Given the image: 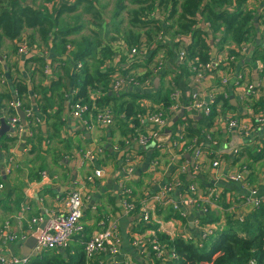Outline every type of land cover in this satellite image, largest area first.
Masks as SVG:
<instances>
[{
	"label": "crops",
	"instance_id": "crops-1",
	"mask_svg": "<svg viewBox=\"0 0 264 264\" xmlns=\"http://www.w3.org/2000/svg\"><path fill=\"white\" fill-rule=\"evenodd\" d=\"M39 1L34 0V3L38 4ZM62 1L75 2L74 0ZM44 4L49 5L47 2ZM97 4L99 5L98 2ZM248 5L256 12V35L253 43L244 44L247 48L243 55L245 59L249 57L246 59L248 63L240 61L236 67L238 71L234 72L216 70L198 85L199 95L204 100L206 93L218 85L220 75L229 73L230 84L227 85L226 90L227 99L232 107L223 111L233 113L239 122L244 123H249L251 113L257 109L251 108L255 101L245 100L242 88L239 86L240 83L237 85L235 82V74H243L246 81L252 84L254 90L263 93L260 99H264V34H262L264 30L260 31L262 26L259 25L262 19L259 16L264 7V0H248ZM95 7L99 9L102 18L98 19L99 26L93 24L90 17L87 19V25L82 23L81 33L84 32L83 30H87L85 35L91 31L102 33L103 30H107V24L113 17H107L110 18L107 21L105 6L95 5ZM81 9L82 7L79 6L77 12ZM113 10L114 14L116 7ZM154 13L160 20L164 19V13L158 9ZM71 14L73 13L68 15ZM200 24L208 34L211 58L216 59L222 56L227 50V45L222 47L225 51L218 49L217 42L221 32H213L208 23L202 20ZM32 34L34 35L33 31L26 30L20 37V42L25 41V37ZM35 36V42H38L39 37L36 34ZM16 42L4 39L0 46V93L10 90L15 99L13 82L20 76L26 81L30 92V108L28 109L39 121H32L25 117L24 131L20 135L10 131L11 128L4 122L5 128L0 136V182L4 185L0 192V227L7 222L10 230L17 233L25 232L29 237L41 224L32 223V219L41 216L47 219L49 214H61L64 210L63 199L70 191L77 189L83 196L84 216L80 221L83 231L74 235L67 247L74 248L79 239H88L101 232L98 221L105 217H111L118 224L121 250L118 256L104 257L102 264H151L154 262L151 257H155L149 253H141L140 249L133 244L135 238L155 235L164 240L166 236L169 238L182 236L184 238L187 237L185 235H188L196 242L202 241V233L206 231L208 223L213 224L215 227L213 230L217 231L224 226L227 215L234 213L238 216L251 210L248 209L250 205L245 204L241 199L243 194H247L249 188H257L260 196L264 197V189L259 186L260 178L264 177V151L260 153L256 151L260 147L259 139L264 135V122L260 125L250 126V128L253 126L254 128L249 135H245L238 129L228 128L224 122L217 119V115L208 125L205 119L206 115L189 106L190 89H195L189 85L190 76L183 79L185 88L182 89L175 85L176 74L173 72L178 65H181L178 59L172 61L171 55H167L165 52L164 69L159 75H154L147 88L140 91L152 93L158 88H171L172 90L174 86L179 87V103L181 104L177 112L168 113V125L160 132L161 134L168 133L171 137L166 140L164 150L150 149L149 147L144 149L137 144L134 137L132 128L134 124L130 119L126 120L125 125L123 122L118 123L112 107L110 108L115 119L113 124L108 127L95 126L88 129L85 124L73 118L69 114V103L75 92L72 82L69 84L68 92L64 89L61 90L65 98L63 111L60 115L62 124L57 136H53L54 128L51 124L53 119L46 122L45 114L38 105L40 94L32 95L31 87L40 82L43 85H49L52 79L61 75L62 71L56 68L57 62L51 60L54 57L51 50L44 46L38 47V44L35 43L31 45L37 48L35 55H45L46 64L43 76L35 74L33 83H31L30 64H26V60L33 56L17 55V51L13 49ZM165 43L167 44L168 41L165 40ZM255 44H259L261 50L254 53L255 58H251ZM124 61L119 64H123ZM143 66H147V64L145 62L134 63L131 68L141 71L140 67ZM141 73L143 72L141 71ZM123 91L119 90L117 93ZM96 92H91V97L100 95L99 92ZM148 98L142 100L145 112L152 111L153 107L157 105ZM111 104L112 102L102 107H109ZM56 105L57 102L51 111L49 109L51 114L56 111ZM139 124L138 119L136 126ZM182 125H185L184 139L196 137L198 142L201 141L198 144L203 150L201 169L193 167L192 150L185 148L180 143L175 146L170 142L171 139L174 141L179 140L180 136L182 137L179 130ZM146 127L149 130L155 128L151 124ZM190 128L197 129L198 133L190 137L188 133ZM39 129L41 133H39ZM123 129L125 133H123ZM234 149H237V154ZM210 150L214 151L213 156L209 154ZM257 155L259 157H254ZM130 158H133L134 170L131 176L127 177L122 169ZM213 158L218 159V165L215 167L212 166ZM244 165L247 169L246 179L244 177L240 182L226 180L229 173ZM180 167H184V172ZM96 169L101 171L97 177L93 175ZM42 172H45L46 177L41 176ZM213 173L218 174L217 179L213 177ZM88 177H92V179L89 180ZM169 182L174 183V187L165 200L153 202V212L149 222L142 221L138 217V212L129 214L124 211L119 194L120 184L131 188L134 195L138 194L135 200L139 203L140 196L144 199L148 198L146 191L157 195L161 192L162 185ZM190 183L197 186L200 195L204 194L209 185L213 184L217 188L220 198L208 206L206 213L195 211L192 207H186L181 203V198L187 193L186 186ZM174 206H177V209ZM174 215L176 216L174 217ZM214 217L216 218L214 219ZM197 218L200 219L201 224L196 223ZM26 240L9 241L0 236V254L5 252L23 257L26 253L24 245ZM53 250L65 251L61 248Z\"/></svg>",
	"mask_w": 264,
	"mask_h": 264
},
{
	"label": "trees",
	"instance_id": "trees-1",
	"mask_svg": "<svg viewBox=\"0 0 264 264\" xmlns=\"http://www.w3.org/2000/svg\"><path fill=\"white\" fill-rule=\"evenodd\" d=\"M74 1V3H66L62 0H44L40 4H35L34 1L0 0V46L4 39L17 41L13 46L17 51L20 37L29 29L34 35L26 36L24 42L30 46L37 43L38 47L44 46L50 49L51 54L54 55L51 60L57 62L56 68L62 71L61 75L52 79L49 85L40 82L31 87L32 95L40 94L38 105L45 114L46 122L53 119L51 123L54 128L53 136H57L62 124L60 115L65 98L61 90L68 92L70 82L73 83L72 87L75 90L73 99H82L93 108V112L112 102L109 107L114 110L118 123L123 122L124 125L128 119L134 126L137 125L139 117L146 111L142 100L147 97L163 107L169 105L171 88H158L152 93L135 90L110 92L108 84L112 73L115 71L124 73L126 70V65L119 64L125 57L122 56L120 59L116 57L117 54H121V49L118 48L121 40V43L123 42L122 44L127 47L146 45L149 49L154 48L151 56L163 49L164 53L171 55L172 61L177 59L179 49L185 51V62L180 63L181 65H178L173 72L176 74L175 85L183 89L185 88L183 79H187L192 74L188 62L197 65L212 59L208 34L201 28V20L207 22L213 32H221L217 42L218 49L221 50L227 45L226 52L234 56L233 60L225 59L214 71L234 72L240 61L248 63L246 60L249 58L248 55H245L248 57L245 59L239 51L244 44L253 43L256 35V12L249 7L248 0H126L133 7H128L125 0H118L111 19L116 20L118 16L120 17L113 27L114 32L119 34L120 41L114 45L115 38L106 40L107 30L103 33L92 31L91 35L81 33L83 25L81 22L78 23L81 18V13L77 12L79 6L82 7L81 12L91 14L93 24H96V20H101L102 15L95 7V0ZM45 2L49 5L44 4ZM156 9L164 13L163 20L155 15ZM70 13H73L70 18L73 19L74 24H69L65 20V16ZM259 18H262L259 25L262 26L260 31H263L264 7ZM122 24H125L124 30L120 28ZM35 34L39 37L38 42H35ZM176 37H178L177 41H175ZM164 40L168 43L166 44ZM260 50L259 44H255L251 58H255L254 53ZM26 64H30L29 78L33 83L35 74L43 76L46 57L34 55L26 60ZM78 64L80 67L77 66ZM237 75L239 73L235 74V77ZM13 88L15 99L20 101L21 108H30V92L26 81L19 76L13 82ZM91 92H99L100 95L91 97ZM12 99H14L13 93L10 90L0 93V121L4 116L2 110H6L9 114L16 112L6 106ZM55 102H57L56 111L51 114ZM229 107L232 106L227 97L218 95L210 114L205 117L208 125L218 114V110L223 111ZM262 107H264L263 98L255 100L251 108ZM38 131L41 133L40 129ZM122 131L125 133L124 129ZM188 131L190 137L198 133V130L193 128ZM238 216L234 213L227 215L224 226L213 235L204 237L202 241L196 242L194 239H185L182 236L172 238L166 236L164 240L159 237L167 248L174 250L176 257L169 260L151 257L154 261L151 264H264V201L258 208L252 207L250 211L240 215V218ZM83 240L86 239H79L74 248L62 249L65 250L64 252L45 250L39 255L29 257L26 264H99L98 258L87 259ZM151 255L154 256L153 253Z\"/></svg>",
	"mask_w": 264,
	"mask_h": 264
},
{
	"label": "built area",
	"instance_id": "built-area-1",
	"mask_svg": "<svg viewBox=\"0 0 264 264\" xmlns=\"http://www.w3.org/2000/svg\"><path fill=\"white\" fill-rule=\"evenodd\" d=\"M26 2H32L34 0H25ZM160 39V38H158ZM178 37L175 38L177 41ZM165 41V40H164ZM264 44V38H263ZM121 49V54H117V59L124 56L125 61L122 65H126L125 72L115 71L111 75V80L109 87L111 92H118L119 90H135L141 91L148 87L154 75H159L164 69V52L157 51L153 56H151V51L154 48L149 49L146 45L141 47H127L122 43L119 44ZM70 47V46H68ZM247 46H241L239 51L241 55L244 54ZM35 46H29L26 42L19 43L17 46V55H27L34 56L36 51ZM45 56V55H44ZM151 56V58H149ZM3 57H6L3 55ZM150 60H149V59ZM230 58L234 59V56L229 55L227 52H224L222 56H219L216 59H211V61L194 65V62H188L192 74L190 75L189 85H192L195 89H190V99L189 106L198 112H202L204 115H209L211 108L216 103V98L218 95L227 97L226 87L229 83V73L221 74L219 77V83L215 87L211 88L206 93V98L203 100L199 95L198 85L201 83L208 75H212L217 66H219L225 59ZM177 59L180 63L185 62V51L179 49L177 51ZM148 60V61H147ZM146 63L147 66L140 67V70L135 71L136 69L131 68V65L134 63ZM80 67V64L77 65ZM220 72V71H219ZM141 74H143L141 76ZM231 74V73H230ZM235 82L242 88L245 100L250 102L251 100H259L262 96V92L254 90L252 84H250L244 78L243 74L237 75ZM240 80V82H239ZM197 88V90H196ZM180 91L177 87H174L170 92L171 103L163 107L160 104H157L153 107V110L145 112L142 118H139V126H134V137L137 141V144L142 148H155L158 150H164L166 145V140H168L170 135L166 138L158 140V137L161 135V131L168 125L169 116L168 113L177 112L181 104L179 103ZM7 108H12L16 111V108H21V103L17 99H12L8 101ZM92 107L88 103L83 102L82 99H72L69 103V114L85 124L88 129H91L95 126L108 127L113 124L115 115L110 107H100L97 108L94 112ZM2 110V109H1ZM4 116L1 118L12 130L13 133L20 135L24 131V125L21 123L18 114L6 113V110H2ZM25 117L30 118L32 121L38 122L39 119L33 116V113L30 109L23 110ZM217 119L220 122H224L228 128L238 129L240 132H243L245 135L252 133V129L255 125H260L264 122V107L258 108L257 111L252 112L249 118V123L239 122V119L229 111H217ZM123 116V114H121ZM0 121V128H1ZM151 124L155 128L149 130L146 125ZM254 125L252 128L250 126ZM184 129L185 125L180 127L181 135L179 140H170L173 145L180 143L185 148L193 151L194 165L196 168L201 169L200 164L201 157L203 155V150L198 145L199 142L196 137L184 139ZM11 132V133H12ZM260 147L257 148V152L260 153L264 151V135L259 139ZM234 152L237 154V149H234ZM210 155H214V151H209ZM196 159V160H195ZM133 158H130L126 161L122 171L125 176L130 177L133 173ZM218 165V159L213 158L212 166L215 167ZM181 171L184 172V167H180ZM100 170H94L93 175L95 177L100 175ZM246 165L241 166L234 170L232 173H229L226 176V180L229 182H240V180L245 177L246 179ZM213 177L218 178L217 173H213ZM42 177H46L45 172L41 173ZM92 179V177H88ZM244 179V180H245ZM179 182V181H177ZM176 182V183H177ZM174 183H165L161 187V192L157 195L147 193V199H144L140 196L139 203L136 202V197L138 194H133V190L127 187L124 184H120L119 194L121 196L122 207L126 213L134 214L139 213L138 217L144 221L149 222L152 217L153 212V202H161L165 200L166 196L170 194ZM212 184V183H210ZM176 185V184H175ZM259 186L264 189V177L260 178ZM258 187V186H257ZM4 188L3 183L0 182V192ZM187 193L181 198V203L186 207H192L195 211H200L201 213H206L208 211V206L215 203L219 198L220 194L217 191L215 186L209 185L203 195H200L198 188L195 184H188L186 186ZM242 201L245 204L251 205L253 208H258L261 203L264 201V197L260 196L257 188H249L247 194L241 196ZM209 204V205H208ZM64 210L59 215H50L47 219L44 217H35L32 219V223L38 224L44 222V226L39 237L36 240V243L31 249L30 256H35L41 254L45 250L57 249V248H66L74 237L83 231V226L80 223L82 217L84 216L83 208V196L80 190L74 189L70 191L65 198L63 199ZM216 206V205H215ZM177 209V206H174ZM182 216V215H181ZM240 218V215L238 216ZM196 223H200V219L197 218ZM210 224V223H208ZM98 225L101 228V232L98 234L83 240L82 244L85 250V254L88 260H95L98 258L99 264L103 263L104 257H115L120 254L121 247V238L118 234V224L111 217H105L98 221ZM31 228V227H30ZM0 236L5 237L9 241H24L27 239L28 234L25 232L17 233L12 231L8 227L6 222L2 227H0ZM188 236V235H185ZM208 236L207 231L202 233V238ZM186 239V237H184ZM188 239H191L190 237ZM135 247L140 249L141 253H153L154 257L158 260H169L176 257L174 250L169 249L165 246L163 241L158 236L150 237H139L135 238L133 241ZM30 256H17L15 254L1 253L0 254V264H26Z\"/></svg>",
	"mask_w": 264,
	"mask_h": 264
},
{
	"label": "rangeland",
	"instance_id": "rangeland-1",
	"mask_svg": "<svg viewBox=\"0 0 264 264\" xmlns=\"http://www.w3.org/2000/svg\"><path fill=\"white\" fill-rule=\"evenodd\" d=\"M41 1L42 0H40L39 1V3L38 4H40L41 3ZM117 1L118 0H95V5H97V6H99V5H104L105 6V8H104V10H105V16H106V18L107 17H109V16H113L112 14H113V9H115V7H116V5H117ZM97 2L99 3V5L97 4ZM35 3H36V1H35ZM125 3H127V6L128 7H133L132 5H130L126 0H125ZM84 5V4H83ZM79 13H81L80 14V16H81V18H80V20H79V22L78 23H83V24H85V25H87V23H88V20L87 19H89V17H90V19H91V14H85L84 12H81V10L79 11ZM78 13V14H79ZM70 16L71 15H66L65 16V20H66V22L67 23H69V24H72V22H73V20L72 19H70ZM88 17V18H87ZM120 19V17L118 16L117 17V19ZM110 18H107V21L109 20ZM112 20V19H110V21L108 22V29H107V31H108V33H107V36H106V40H110V39H113V38H115V40L113 41V44L115 45V43L117 44V42H119L120 40H119V34L118 33H116V32H114V30H113V27H114V23H116V22H118V20ZM112 20V21H111ZM95 23L96 24H98L99 23V20H96L95 21ZM124 25L125 24H122L121 26H120V28L121 29H123L124 28ZM127 27L128 26H126V29H127ZM96 28V27H95ZM124 30V29H123ZM84 32V35L87 33V30H83ZM105 30H103L102 31V33L104 32ZM92 34V31L89 33L88 32V34L87 35H91ZM122 41V40H121ZM121 41H120V43H121ZM120 43H118V44H120ZM123 43V42H122ZM163 51V49H160V52H162ZM252 207H249L248 209H251ZM247 209V210H248ZM214 218H216V217H214ZM222 228V227H221ZM213 229H215V227H214V225L213 224H209V226L208 227H206V231H207V235H213V233H214V231L215 230H213ZM189 238V236H187L186 237V239H188Z\"/></svg>",
	"mask_w": 264,
	"mask_h": 264
},
{
	"label": "water",
	"instance_id": "water-1",
	"mask_svg": "<svg viewBox=\"0 0 264 264\" xmlns=\"http://www.w3.org/2000/svg\"><path fill=\"white\" fill-rule=\"evenodd\" d=\"M259 37V35H258ZM230 95H232L230 93ZM16 111H17V114L20 118V121L22 124H25V114H24V111L22 108L18 107L16 108ZM1 122H2V128L0 129V136L5 128V125H4V121L1 119ZM12 131V130H10ZM168 132V131H167ZM169 134L168 133H165V134H161L159 137H158V140H161V139H164L166 138V136H168ZM44 226V222L41 223L38 228L28 237V239L24 242V245L26 247V253L24 254V256H28L30 255V252H31V249L32 247L34 246V244L36 243V240L37 238L39 237L41 231H42V228Z\"/></svg>",
	"mask_w": 264,
	"mask_h": 264
}]
</instances>
